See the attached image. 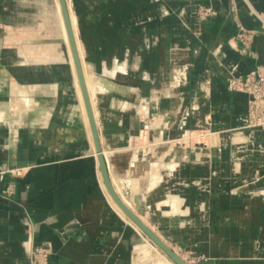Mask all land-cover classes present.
Segmentation results:
<instances>
[{
	"label": "crops",
	"instance_id": "1",
	"mask_svg": "<svg viewBox=\"0 0 264 264\" xmlns=\"http://www.w3.org/2000/svg\"><path fill=\"white\" fill-rule=\"evenodd\" d=\"M71 3L83 59L103 87L97 119L104 120L98 128L111 180L135 208L124 190L136 192L145 176L141 210L166 242L204 254L199 264H264V152L257 149L264 132L245 128L249 96L226 86L230 73L264 68V36L235 39L240 25L260 27L255 12L264 16V0ZM201 3L216 14L200 19ZM68 64L51 0H0V264H31L39 246L50 250L47 264L134 263L140 232L103 186ZM179 85L171 109L161 111L171 118L162 142L132 148L131 136L143 132L136 103L155 110L158 93L169 96ZM172 102L180 103L175 110ZM184 108L187 127L216 142L176 148L178 169L152 186L146 156L174 160V119ZM173 194L195 222L165 213ZM240 247L242 254H229Z\"/></svg>",
	"mask_w": 264,
	"mask_h": 264
},
{
	"label": "rangeland",
	"instance_id": "2",
	"mask_svg": "<svg viewBox=\"0 0 264 264\" xmlns=\"http://www.w3.org/2000/svg\"><path fill=\"white\" fill-rule=\"evenodd\" d=\"M51 1L54 4V0H51ZM72 5H73V3H72ZM51 19L54 22V19L53 18H51ZM96 81L98 83L97 79H96ZM178 87H180V85L175 86L173 88V90H171L172 92H171V95H169V96H164V95L158 93V102H157V106H156L155 110H153L151 108V105L149 103H141V102L136 103L135 109H136V113L142 118V122H143L142 131L143 132H141L137 136H131L130 143H131L132 148L135 145L136 146H143L144 144L149 145L151 143L162 142V139H161L162 135L160 132H162L165 128L170 126L169 124H170L171 118H170V116L167 117L166 115H164L161 111L165 107L171 109V101L168 102L167 105H162L161 101L163 100V98H169L171 100V98L175 96ZM73 89H74V87H73ZM102 89H103V87L98 85V90L101 91ZM74 95L76 97L75 89H74ZM170 96H171V98H170ZM76 100H77V98H76ZM77 103H78V100H77ZM172 103L174 104V106H173L174 110H175L176 106L178 104H180V103H176V102H172ZM96 106H97V108H99L98 103L96 104ZM78 108H79V111L81 113L79 103H78ZM185 109L186 108H184L181 112L179 110V112H180L179 115L175 114V119H174V125L176 126L175 129L180 130V132H179L178 136L175 137L174 140L171 142V144L174 145V149H175V151L172 152V154L174 153V160H172V158H170V157H172V155H169L170 157H166V158H163V156H159V157H151L150 155L146 156V160H147L146 164L148 167H150V170H149V174L151 175L150 185H152V183L156 184L157 183L156 181L160 180L161 176L165 172H167V174H173L174 172H176V170L178 169L179 163L176 164L175 158H177L180 155V152H178V150H176V148H181L182 145L190 144L195 149V146L199 147V146L204 145L208 142H211V143L216 142V136L215 135H205L197 127H195V128H188L187 127V121H188L187 118L191 114H190V111H187ZM156 116H159L160 118H156ZM99 121L101 122V125H103L104 120L101 116H99ZM99 121H98V123H99ZM243 146H246V144ZM252 147H254L253 143H252ZM137 148H139V147H137ZM257 149H259L261 152H264L263 151L264 147H262V145L257 146ZM247 150L243 151V153H247ZM154 166L157 168V171H158L157 176L153 175V173H152V171H153L152 169ZM148 167L146 168L147 170H148ZM126 177L137 178V177H133L130 175L124 176V178H126ZM144 179H146L145 176H142L143 182H140V180L138 179L140 185L138 184L139 188L138 189L136 188V192L132 189L131 186L126 185V187H129V188L124 190L125 195L127 197H129L130 199L134 200V197L136 196V194H140L141 185L143 186L144 183H147L146 181L144 182ZM190 184H191V182H190ZM130 188H131V190H130ZM176 191H177V189H176ZM132 193H133V195H132ZM173 193H178V192H173ZM173 196H177L181 202L179 203V201L176 200V197H173ZM170 198H171V204L169 205L170 206L169 209L165 210V213L166 214L184 215L185 217L188 218V221L192 223V219L195 216L192 215V213H191L192 209L190 208V206H188V204L185 205V202H183L184 201L183 198L179 195H176V194L171 195ZM141 199H142V197H141ZM137 202L140 203V208H138V209L135 208L137 210V212L140 213L141 215H144L147 222L153 226L154 230L164 240L167 239L165 236V232H163L159 228V225H158L156 219L153 218V216L150 213L143 212L141 210V204H142L141 200H139V201L137 200ZM162 205L160 204L157 207V210H160ZM174 207L175 208L177 207L176 209L178 210V212L172 213V209ZM182 207L187 208V210L190 212L186 213ZM193 221L195 222L196 220L193 219ZM137 240L138 241H137V246L135 249L134 263L133 264H161L160 262L158 263L157 261H158V259L161 260V258H165L163 256V251L160 248L156 247L155 244L144 233L140 232V234H138ZM148 242L152 246L151 248H148V247H145L142 245V244H145ZM167 242L170 245V243H171L170 240H167ZM171 244H173V246L176 247L175 248V249H177L176 251L179 252V254L181 256H183L189 262V264H199V261L201 259H205L204 254H199L195 250L182 248L179 245L175 244L174 242ZM243 252L244 251L241 247L240 248H232L231 251L229 252V254H242ZM141 253H142V255H141ZM135 259H136V261H135ZM210 261L211 260L202 261L201 264H204V263L209 264Z\"/></svg>",
	"mask_w": 264,
	"mask_h": 264
},
{
	"label": "built area",
	"instance_id": "3",
	"mask_svg": "<svg viewBox=\"0 0 264 264\" xmlns=\"http://www.w3.org/2000/svg\"><path fill=\"white\" fill-rule=\"evenodd\" d=\"M232 10L235 9L232 7ZM261 24L257 29H248L239 26L235 39L239 43H251L256 34L264 36V16L255 12ZM216 14L212 5L201 3L197 8V15L200 19L207 18ZM206 82H209L208 80ZM226 86L229 91L244 92L249 96L248 117L245 128L250 131L262 130L264 132V68L260 67L244 74L230 73L226 79ZM262 147H264L262 145ZM12 190V189H11ZM10 188L6 192L11 191ZM50 250L43 246L35 247L31 251V264H47Z\"/></svg>",
	"mask_w": 264,
	"mask_h": 264
},
{
	"label": "water",
	"instance_id": "4",
	"mask_svg": "<svg viewBox=\"0 0 264 264\" xmlns=\"http://www.w3.org/2000/svg\"><path fill=\"white\" fill-rule=\"evenodd\" d=\"M60 5H61V9H62L64 21H65V25H66L67 32H68V37H69V41H70V45H71V49H72V53H73V58H74L75 67H76V70H77V75H78V79H79L80 88H81L82 95H83V98H84V103H85V108H86V112H87V116H88V120H89L91 133H92V136H93L94 150H92V153H96V157H97V160H98V166H99V170H100L101 175H102L103 182H104L107 190L109 191V193L111 194V196L113 197L115 202L121 207V209L135 223H137L142 228V230L152 239V241H154L176 264H189V262L183 256H181L171 245H169L152 228H150L121 199V197L118 195V193L116 192V190H115V188L113 186L112 180L110 178L109 170H108L106 157H105V155L103 153V150H102L100 136H99V129L97 127V124H96V121H95V117H94V114H93V109H92V106H91L89 93H88V90H87V86H86L83 70H82V67H81V60L79 58V53H78L77 46H76V43H75V38H74V35H73L71 21H70V18H69L67 0H60ZM62 49L64 51L66 50V47H65L64 44H62ZM170 101L171 100L169 98H163V100L161 101V104L162 105H167L168 102H170ZM134 200H135V202H137V200L138 201L141 200V195L140 194H136V196L134 197ZM135 208H137V209L140 208V203L137 202V205H136Z\"/></svg>",
	"mask_w": 264,
	"mask_h": 264
},
{
	"label": "bare ground",
	"instance_id": "5",
	"mask_svg": "<svg viewBox=\"0 0 264 264\" xmlns=\"http://www.w3.org/2000/svg\"><path fill=\"white\" fill-rule=\"evenodd\" d=\"M67 5H68V12H69V18L71 21V26H72V30H73V35L75 38V43L77 46V50L79 53V58L81 60V67L83 70V74H84V78H85V82H86V86H87V90L89 93V98H90V102H91V106L93 109V114L95 117V121L98 127V119H97V114H98V109L96 107V94L98 91V84L97 81L95 79V76L93 75V73L88 69L87 65L85 64V61L83 59V54H82V49L80 46V42H79V37H78V30H77V22H76V16L75 13L73 11V7H72V3L71 0H67ZM53 8H54V13L57 19V24L59 27V34H60V44L62 46V44L65 45L66 50L64 51L66 56H67V60L68 63L70 65V68L74 74V78H75V84H76V92H77V98H78V102L81 108V114H82V119L84 124L87 127L88 130V134L90 136V140H91V145H92V150H94V141H93V136L91 133V129H90V125H89V120H88V116H87V112H86V108H85V103H84V98L82 95V91L80 88V84H79V79H78V75H77V70L75 67V62H74V58H73V53H72V49H71V45H70V41H69V37H68V32H67V28L65 25V21H64V17H63V13H62V9H61V5H60V0H54V4H53ZM99 129V128H98ZM100 136V133H99ZM239 138H237L238 140ZM240 140V139H239ZM96 154V153H95ZM103 181V179H102ZM113 186L116 190V192L118 193V195L121 197V199L150 227L152 228L143 218L142 216H140L135 208L130 204L129 200L123 195L122 193V188L121 185L119 183H116V181H112ZM103 186L105 187L107 194L109 196L110 202L112 203V205L118 210V212H120L123 216H125V218L131 222V224L134 225V227L141 233H144L151 241L152 239L142 230V228L135 223L122 209L121 207L115 202V200L113 199V197L111 196V194L109 193V191L107 190L104 182H103ZM156 247L160 248L154 241H152ZM161 249V248H160ZM162 250V249H161ZM163 251V250H162ZM147 255V254H146ZM163 256L165 257L164 259H161L160 261L162 262V264H176L164 251H163ZM157 260V259H156Z\"/></svg>",
	"mask_w": 264,
	"mask_h": 264
}]
</instances>
